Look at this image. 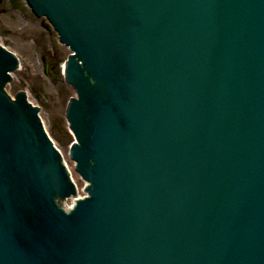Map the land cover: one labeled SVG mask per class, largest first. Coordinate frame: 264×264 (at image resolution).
I'll return each mask as SVG.
<instances>
[{
    "label": "water",
    "instance_id": "water-1",
    "mask_svg": "<svg viewBox=\"0 0 264 264\" xmlns=\"http://www.w3.org/2000/svg\"><path fill=\"white\" fill-rule=\"evenodd\" d=\"M69 46L76 187L0 46V264H264V0H27Z\"/></svg>",
    "mask_w": 264,
    "mask_h": 264
},
{
    "label": "rangeland",
    "instance_id": "rangeland-1",
    "mask_svg": "<svg viewBox=\"0 0 264 264\" xmlns=\"http://www.w3.org/2000/svg\"><path fill=\"white\" fill-rule=\"evenodd\" d=\"M0 45L15 54L20 62V69L6 87L7 94L12 97L24 91L28 101L40 108L45 133L61 154L77 187L74 198L60 203L66 210L76 199L86 196L85 182L69 158L74 137L68 130L65 114L75 92L64 82L61 67L70 52L59 43L47 20L32 14L24 0H0Z\"/></svg>",
    "mask_w": 264,
    "mask_h": 264
},
{
    "label": "bare ground",
    "instance_id": "bare-ground-1",
    "mask_svg": "<svg viewBox=\"0 0 264 264\" xmlns=\"http://www.w3.org/2000/svg\"><path fill=\"white\" fill-rule=\"evenodd\" d=\"M25 1V3H26V5L28 6V8L30 9V11L32 12V14H34L33 13V11H32V9H31V7L29 6V4H28V2H27V0H24ZM35 15V14H34ZM36 16V15H35ZM37 17V16H36ZM37 18H44V19H46L47 20V22L49 23V25L53 28V25H52V23L49 21V19L47 18V17H45V16H41V17H37ZM53 30H54V28H53ZM54 32L57 34V36H58V41H59V43L61 44V45H63L64 47H66L68 50H69V52H70V54L69 55H74V53L73 52H71V50H70V47L69 46H65L63 43H61L60 42V40H59V34H58V32L57 31H55L54 30ZM0 46H2V45H0ZM4 49H5V47L4 46H2ZM6 51H8V52H10V53H12L11 51H9L8 49H6ZM13 54V53H12ZM15 57H16V55L15 54H13ZM69 55L67 56V58H66V60L64 61V63H63V65H62V76H63V79H64V82H65V67H66V61L68 60V57H69ZM16 59H17V62H18V66H17V68H16V70H13V71H10V72H7V74L11 77V80L10 81H8L7 82V84L5 85V88H4V90H5V92H6V87L9 85V84H11V82H12V79H13V74L16 72V71H18L19 69H20V62H19V59L16 57ZM44 72H46V70H44ZM66 83V82H65ZM67 84V83H66ZM68 85V84H67ZM68 86H70V85H68ZM71 87V86H70ZM72 88V87H71ZM73 89V88H72ZM73 91H74V89H73ZM21 92H24V91H21ZM75 92V91H74ZM7 93V92H6ZM17 94V93H16ZM15 94V95H16ZM15 95L14 96H10V95H8L9 97H10V99L11 100H13V101H15ZM25 95H26V93H25ZM72 98H77V95H76V93H75V97H72ZM26 99H27V96H26ZM71 100V99H70ZM69 100V101H70ZM27 101H28V99H27ZM29 102V101H28ZM29 104H31L30 102H29ZM68 104H69V102H68ZM68 104H67V106H68ZM32 105V104H31ZM32 107H36V106H34V105H32ZM67 110V109H66ZM40 111V110H39ZM38 118L41 120V118H40V115H39V112H38ZM66 115V114H65ZM65 119H66V117H65ZM66 121H67V119H66ZM42 122V121H41ZM43 125V124H42ZM67 125H68V130H69V132L72 134V136L74 137V134L71 132V130L69 129V124H68V121H67ZM50 141H51V139H50ZM74 141H75V137H74ZM74 141L71 143V145L70 146H72V144L74 143ZM52 142V141H51ZM53 143V142H52ZM53 145H54V143H53ZM54 147L56 148V146L54 145ZM57 149V148H56ZM70 149V148H69ZM63 159V158H62ZM72 182H73V180H72ZM74 183V182H73ZM75 185V184H74ZM87 184L85 183V186H86ZM84 186V187H85ZM75 187H76V185H75ZM76 193H77V187H76ZM71 198H74V196L73 197H71ZM70 198V199H71ZM77 200V199H76ZM66 201V200H65ZM72 207V206H71ZM71 207H68L66 210L68 211V210H70V208Z\"/></svg>",
    "mask_w": 264,
    "mask_h": 264
}]
</instances>
